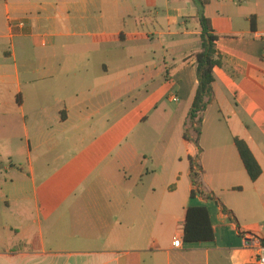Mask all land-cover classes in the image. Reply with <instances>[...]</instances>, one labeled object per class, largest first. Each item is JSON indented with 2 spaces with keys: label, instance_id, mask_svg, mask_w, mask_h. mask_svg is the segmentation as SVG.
Here are the masks:
<instances>
[{
  "label": "crops",
  "instance_id": "crops-1",
  "mask_svg": "<svg viewBox=\"0 0 264 264\" xmlns=\"http://www.w3.org/2000/svg\"><path fill=\"white\" fill-rule=\"evenodd\" d=\"M201 1L0 0V264H256L264 241V40L256 38L264 0ZM201 12L224 62L206 102L231 104L236 130L206 138L202 127L197 144L188 113L171 151L161 132L142 126L165 120L149 115L164 74L177 89L170 101L192 107ZM192 41L197 48L179 47ZM137 55L150 61L130 85ZM131 102L140 112L124 113ZM235 138L262 168L255 182ZM190 158L200 170L194 199ZM190 207L209 208L213 241L185 242Z\"/></svg>",
  "mask_w": 264,
  "mask_h": 264
},
{
  "label": "trees",
  "instance_id": "trees-1",
  "mask_svg": "<svg viewBox=\"0 0 264 264\" xmlns=\"http://www.w3.org/2000/svg\"><path fill=\"white\" fill-rule=\"evenodd\" d=\"M199 2L202 6L205 4L204 1L199 0ZM200 25L201 51L195 55L198 87L188 116V122L192 125V128L198 136L196 141L197 144L202 134L204 115L209 104L206 102V99L212 98L213 96V85L216 82L214 70L215 68H222L224 65L223 57L217 49L219 37L214 33L210 20L207 19L202 12L200 15ZM184 138L189 140L186 130ZM234 142L249 178L253 182L257 181L261 177L263 171L253 152L244 140L235 138ZM190 163L194 186L191 198L194 199L197 195H202L198 182L200 170L192 158H190ZM208 199L211 200L212 197L208 196ZM225 212L228 211L225 209ZM214 238L215 233L211 223L209 208L190 207L187 212L185 224V242L189 244L211 242ZM261 243L264 246V241Z\"/></svg>",
  "mask_w": 264,
  "mask_h": 264
},
{
  "label": "rangeland",
  "instance_id": "rangeland-1",
  "mask_svg": "<svg viewBox=\"0 0 264 264\" xmlns=\"http://www.w3.org/2000/svg\"><path fill=\"white\" fill-rule=\"evenodd\" d=\"M183 45H191L193 49L198 47V42L192 41L189 43H184L179 45V47ZM176 60L181 59V54H176ZM147 61H150V59L146 57H142V55L134 56L130 59V66L132 67L134 72H131V79H135L136 73L138 71V68L142 65H144ZM123 67L124 64H123ZM138 76V75H137ZM115 79L119 77H125V75H120L116 71L114 72ZM133 79V83L130 85H135L136 81ZM162 84V85H161ZM164 84V87H162ZM155 89L156 91L161 90L163 88L162 95L163 97L160 100L159 106L156 108L149 109V115L152 116V121L154 117H157L158 115L165 116V120L163 122L159 123H150L147 125L142 126L143 129H146V132L152 131V132H161L162 133V148L164 147H170L171 149H176L177 146V137H179V133L182 132V127H180L181 121L185 120V116L189 113L191 110V105L186 104L183 99H181L180 102H171L169 99V95L176 94V86L170 79V76H166V74L163 75V79L158 83L156 81L155 83ZM151 92H153L151 90ZM130 93L133 95H137V93L144 94L145 90H138V89H130ZM54 99V98H53ZM52 96H48L47 100L52 101ZM141 99H139V102ZM213 102V101H212ZM212 102H210L207 106V110L205 112L204 120L205 124L203 126V136L208 138L213 135L214 131H222L223 135H225L230 130L234 131L236 128L233 124V117L231 116L230 119L227 117L230 116L232 113L231 104L228 103L224 104L223 106H219L217 104L211 105ZM33 104L27 103V110H30L32 108ZM139 108L142 109L143 107L137 103H130L127 107H124L123 111L124 113L128 110V113L130 115H133L139 111ZM157 109V111H156ZM230 120V121H229ZM229 123V124H228ZM192 128V125L189 124ZM190 129V128H189ZM195 132V131H194ZM196 133V132H195ZM202 135V134H201ZM201 137V136H200ZM200 139V138H199ZM156 143V142H155ZM154 145V143L152 144ZM172 151V150H171ZM204 156V155H203ZM203 156H198V159L201 161L203 160ZM209 156V155H208Z\"/></svg>",
  "mask_w": 264,
  "mask_h": 264
},
{
  "label": "built area",
  "instance_id": "built-area-1",
  "mask_svg": "<svg viewBox=\"0 0 264 264\" xmlns=\"http://www.w3.org/2000/svg\"><path fill=\"white\" fill-rule=\"evenodd\" d=\"M256 38L260 40H264V32L256 33ZM183 245V241L180 237H176L173 242L174 248H180ZM256 264H264V246L261 245L260 247V254L257 257Z\"/></svg>",
  "mask_w": 264,
  "mask_h": 264
}]
</instances>
